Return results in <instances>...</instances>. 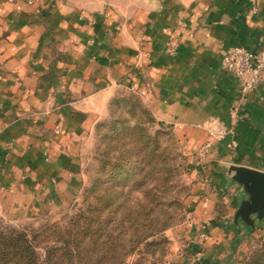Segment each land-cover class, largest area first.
I'll use <instances>...</instances> for the list:
<instances>
[{"label": "crops", "instance_id": "0c3cea01", "mask_svg": "<svg viewBox=\"0 0 264 264\" xmlns=\"http://www.w3.org/2000/svg\"><path fill=\"white\" fill-rule=\"evenodd\" d=\"M263 42L264 0H0V206L27 212L38 197L70 195L77 151L121 93L135 94L195 152L237 100L224 49ZM239 117L236 147L212 145L203 163L213 173L193 184L191 198H201L190 207L184 264H214L223 228L233 232L230 249L240 246L226 227L233 192L209 180L222 186L225 164L264 171V82Z\"/></svg>", "mask_w": 264, "mask_h": 264}, {"label": "rangeland", "instance_id": "374dc122", "mask_svg": "<svg viewBox=\"0 0 264 264\" xmlns=\"http://www.w3.org/2000/svg\"><path fill=\"white\" fill-rule=\"evenodd\" d=\"M120 97L127 100L119 103L118 112L113 117L100 119L98 122L103 123V127L95 133L93 126L88 138L78 149V163L73 171L75 175L71 180V194L65 197L62 195L63 198H56L55 201L52 199V203L38 197L37 200L41 202L35 209L27 212L20 208L13 211L2 205L0 221L15 227L33 228L43 223L61 222L81 205H88L83 203V197L89 196L93 199L91 188L95 186L101 191L100 200L103 204L104 198L109 195L112 196L113 203H117L113 204L118 207L114 212L116 219L125 213L131 218L124 225L142 219L145 224L152 213L167 224L159 234L164 238L160 245L144 248L138 246L137 250L125 257L124 264L137 259L141 260V264H184L183 259L186 260L188 255L186 244L194 240L189 233L190 207L201 198V195H196V200L191 198L195 197L193 184L202 176L210 178L213 170L211 166L203 163L206 152L202 155L197 150L188 152L169 125L153 117L149 118L139 108H134L129 116L127 109H130L131 95L123 93ZM139 105L147 110L140 101ZM111 125L112 128L109 129ZM105 131L106 134H103ZM114 165L116 167H112ZM103 171H113L112 177L105 178ZM220 171L218 169L215 175ZM215 180H209L213 190L216 189L219 193L233 192L231 188L220 186L218 178L217 182ZM103 204L101 207L104 212L113 207L105 208ZM220 204L219 201L213 205V210L218 214L225 212L223 207H219ZM231 209L233 211V205ZM231 213L226 215V220H231ZM221 225L222 228L225 226L223 223ZM143 228L144 232L140 234L142 238L146 231ZM263 229L264 221L261 225H256L248 237L236 240L240 242V246L231 250L228 244L233 232L228 234L223 228L220 241L216 239L218 243L214 246V250L218 249L217 255L215 252L212 255L214 264H264ZM202 233L205 238L215 236L210 230H203ZM197 236L198 239L201 238L200 234ZM149 240L150 238H146L141 244ZM197 251L199 250H192V256Z\"/></svg>", "mask_w": 264, "mask_h": 264}, {"label": "trees", "instance_id": "16d2710c", "mask_svg": "<svg viewBox=\"0 0 264 264\" xmlns=\"http://www.w3.org/2000/svg\"><path fill=\"white\" fill-rule=\"evenodd\" d=\"M122 94L109 102L108 117H113L115 112H118L119 103H125L127 100L120 97ZM128 94L132 98L130 109H127L128 115L130 116L134 108H139L152 118L148 109L140 107L138 97L132 93ZM102 127L103 123L97 121L94 124L95 133ZM111 128L112 125L109 129ZM103 134H106V131ZM112 175L113 171H109L105 173V178ZM91 193L93 199L84 196L82 200L88 205H81L72 214L66 215L61 222L43 223L33 228L15 227L0 221V264H124L125 257L137 250L138 246L144 248L162 243L164 238L159 234L167 224L159 219L158 215L152 213L145 224L142 219L124 225V222L131 221V218L125 213L116 219L114 212L118 207L113 205L117 203H113L111 195L104 198L103 204L100 200L101 191L94 186ZM102 204L105 208L112 205L113 207L104 212ZM143 227L146 231L145 237L142 238L140 234L144 232ZM125 232L127 233L124 234ZM146 238L150 240L141 244ZM140 261L137 259L129 264H141Z\"/></svg>", "mask_w": 264, "mask_h": 264}, {"label": "built area", "instance_id": "2783aa9c", "mask_svg": "<svg viewBox=\"0 0 264 264\" xmlns=\"http://www.w3.org/2000/svg\"><path fill=\"white\" fill-rule=\"evenodd\" d=\"M168 51L173 52L174 47H169ZM221 65L237 84V100L227 108L226 124L207 129L209 138L197 149L200 155L207 152L212 145L225 150H232L236 147L234 134L240 119V102L264 82V42L257 49H248L238 45L226 47L222 54Z\"/></svg>", "mask_w": 264, "mask_h": 264}, {"label": "water", "instance_id": "95a60500", "mask_svg": "<svg viewBox=\"0 0 264 264\" xmlns=\"http://www.w3.org/2000/svg\"><path fill=\"white\" fill-rule=\"evenodd\" d=\"M222 186L233 189L234 209L226 227L235 230L239 240L264 221V171L238 164H225Z\"/></svg>", "mask_w": 264, "mask_h": 264}]
</instances>
